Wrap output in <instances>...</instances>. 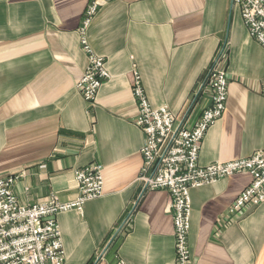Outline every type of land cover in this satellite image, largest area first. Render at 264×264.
<instances>
[{
	"label": "crops",
	"instance_id": "crops-1",
	"mask_svg": "<svg viewBox=\"0 0 264 264\" xmlns=\"http://www.w3.org/2000/svg\"><path fill=\"white\" fill-rule=\"evenodd\" d=\"M93 1L0 0V178L24 172L14 187L23 205L51 194L69 202L79 194L75 170L101 164L103 195L83 214L57 216L65 264H175L169 192L141 195L145 135L132 71L154 107L190 128L211 103L209 68L225 55L226 109L199 164L235 161L264 149V48L233 0H100L87 37L111 78L86 103L76 85L89 64L80 29ZM251 181L242 172L191 190L195 264H264V203L229 213Z\"/></svg>",
	"mask_w": 264,
	"mask_h": 264
},
{
	"label": "built area",
	"instance_id": "built-area-1",
	"mask_svg": "<svg viewBox=\"0 0 264 264\" xmlns=\"http://www.w3.org/2000/svg\"><path fill=\"white\" fill-rule=\"evenodd\" d=\"M241 10L249 34L264 48V0H233ZM100 0L91 2L84 13L80 44L88 55L89 64L77 83L86 103L94 104L101 85L111 78L106 60L98 56L88 42L87 28L98 13ZM224 56L210 66L206 84L211 103L196 123L186 128L166 107H154L143 86L142 76L133 70L131 87L138 105L137 126L145 135L141 151L143 166L138 181L142 194L149 190L166 189L170 195V211L174 218L175 264H195L189 245L191 232V190L248 172L250 186L243 190L229 208V213H246L264 203V149L247 158L228 162L199 164L205 134L224 114L228 96V75L223 68ZM264 95V77L261 80ZM24 172L0 178V264H65L66 250L57 216L78 210L83 214L85 203L104 193L103 166L92 163L74 172L79 194L75 200L63 202L56 194L33 205L19 202L14 187ZM131 214V213H130ZM131 215L122 226L130 227ZM115 264H128L123 259Z\"/></svg>",
	"mask_w": 264,
	"mask_h": 264
}]
</instances>
